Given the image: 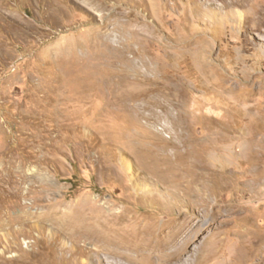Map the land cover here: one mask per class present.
<instances>
[{"label": "rangeland", "instance_id": "obj_1", "mask_svg": "<svg viewBox=\"0 0 264 264\" xmlns=\"http://www.w3.org/2000/svg\"><path fill=\"white\" fill-rule=\"evenodd\" d=\"M185 260L264 264V0H0V264Z\"/></svg>", "mask_w": 264, "mask_h": 264}, {"label": "bare ground", "instance_id": "obj_2", "mask_svg": "<svg viewBox=\"0 0 264 264\" xmlns=\"http://www.w3.org/2000/svg\"><path fill=\"white\" fill-rule=\"evenodd\" d=\"M142 59V58H141ZM144 59V58H143ZM145 61V60H144ZM142 64V63H141ZM210 65V64H209ZM209 67V66H208ZM213 67V66H212ZM204 71H206V70H204ZM209 73V72H208ZM201 74V73H200ZM203 74V73H202ZM210 74V73H209ZM213 74V73H212ZM208 75V74H207ZM178 76V75H177ZM210 76H212L211 74L209 75V77ZM208 77V78H209ZM170 78H172V76L170 77ZM182 78V77H181ZM210 79V78H209ZM214 79V78H213ZM176 80V79H175ZM179 81V80H178ZM177 82V81H176ZM209 83H210V81H209ZM165 84V83H164ZM160 85V84H159ZM166 85V84H165ZM215 85V84H214ZM160 86H162V84L160 85ZM168 86H169V84H168ZM167 86V87H168ZM157 87H159V86H157ZM213 87H215V86H213ZM162 88H163V86H162ZM170 88V87H169ZM212 88V87H211ZM216 88V87H215ZM214 89V88H213ZM168 90V89H167ZM172 90H173V88H172ZM176 90V89H175ZM179 90V89H178ZM214 90H216V89H214ZM224 90V89H223ZM225 91V90H224ZM223 91V92H224ZM174 92V91H173ZM180 92V91H179ZM220 92V91H219ZM164 93V92H163ZM166 94V93H165ZM169 94H170V92H169ZM173 94H175V93H173ZM178 94V93H177ZM181 94V93H180ZM180 94H178V95H180ZM171 96H172V94H171ZM177 96V95H176ZM178 97V96H177ZM175 167V166H174ZM174 175H178L179 174V171L177 170V169H175V170H173V172H172ZM179 225H182V230H184L185 228H186V226L187 225H189V221H187L186 219H183V221L181 222V224H179ZM107 242L108 243H110V245L112 246V248H113V250L114 251H116V252H125L126 251V245L125 244H123L122 242H120L119 240H117V238L116 237H112V238H109L108 240H107ZM169 260H171L170 258H168ZM185 262V264H188V261L187 260H185L184 261ZM87 264H89V263H87Z\"/></svg>", "mask_w": 264, "mask_h": 264}]
</instances>
